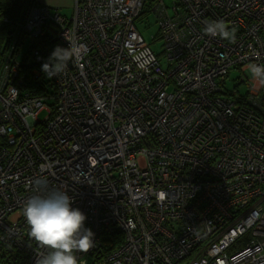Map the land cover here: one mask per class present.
Masks as SVG:
<instances>
[{
  "label": "built area",
  "instance_id": "built-area-1",
  "mask_svg": "<svg viewBox=\"0 0 264 264\" xmlns=\"http://www.w3.org/2000/svg\"><path fill=\"white\" fill-rule=\"evenodd\" d=\"M148 1L75 0L70 23L46 5L30 11L33 39L54 21L58 46H83L53 77L54 109L22 96L12 83L22 60L4 59L0 252L18 253L9 264L47 251L22 214L41 177L67 190L95 233L79 264H264V84L248 75L264 64V0H180L185 14L173 18L155 2L168 67L136 26ZM221 20L234 41L204 32ZM235 68L247 92L232 100L218 79Z\"/></svg>",
  "mask_w": 264,
  "mask_h": 264
},
{
  "label": "clouds",
  "instance_id": "clouds-1",
  "mask_svg": "<svg viewBox=\"0 0 264 264\" xmlns=\"http://www.w3.org/2000/svg\"><path fill=\"white\" fill-rule=\"evenodd\" d=\"M204 32L209 36L235 40L234 29H229L222 20L207 23ZM82 47L75 43L67 48L56 46L41 70L48 78L63 73L70 60L79 62ZM150 62L139 61L138 66L147 70ZM248 71L253 80L264 84V64H250ZM72 204L73 198L67 190L50 187L49 181L42 177L34 181V194L25 201L22 214L29 227V237L42 249H47L37 255L35 264H79L77 253H87L95 247V233L85 226L86 214L73 208Z\"/></svg>",
  "mask_w": 264,
  "mask_h": 264
},
{
  "label": "trees",
  "instance_id": "trees-1",
  "mask_svg": "<svg viewBox=\"0 0 264 264\" xmlns=\"http://www.w3.org/2000/svg\"><path fill=\"white\" fill-rule=\"evenodd\" d=\"M155 2L159 4V6L163 4L168 15L172 16V18L176 12L185 14V6L182 5L180 0L172 1L173 6H176V11L172 6L173 12H171V6L167 4L166 0H149L145 3L140 15L147 12H154L152 8ZM40 6H45L43 0H0V69L5 58L18 54L22 63L18 76L12 83L18 86L22 96L38 95L46 97V102L54 109L57 103L58 85L53 77L48 78L41 68L42 64L47 61V58L50 57L53 50L58 46V25L54 21L46 23L38 39H33L31 32L27 29L30 11L33 8ZM56 12L58 11H55L54 13ZM73 15L74 11L72 13V16ZM140 15L137 17L136 22L141 18ZM70 20L71 18H67L66 16L67 23H70ZM157 21L159 23L158 18ZM159 37L163 38L161 28L159 30ZM163 41V56L166 58V63L163 66L168 67L164 38ZM24 46H26V49L21 51V48ZM37 48L42 49L44 54V60L40 62H35L33 60V52ZM153 51L161 62L156 51ZM34 68L38 69L41 73H34ZM220 80L222 79H218V83L220 82L221 86L220 89L223 91V94L228 95V98L232 100L236 99V96L234 95L235 92H247H243L239 89V85L242 83L239 79L232 80L230 77H225V80ZM105 237L106 236L104 235L102 240L105 239ZM117 239L120 241L122 235H119ZM114 243V240L111 241L107 247L110 248V246H114ZM17 255L18 253L16 252L7 253V249H2L0 252V264H9V262L17 258ZM97 256L93 258H96ZM92 261L94 260L92 259L91 262Z\"/></svg>",
  "mask_w": 264,
  "mask_h": 264
},
{
  "label": "rangeland",
  "instance_id": "rangeland-1",
  "mask_svg": "<svg viewBox=\"0 0 264 264\" xmlns=\"http://www.w3.org/2000/svg\"><path fill=\"white\" fill-rule=\"evenodd\" d=\"M58 1H61V3L59 5L53 6L52 9L50 6L46 5L47 7H49L50 13H54L55 11H58V13L61 14L62 16H64V17L67 16V18H72L73 17L72 13L74 11V7L72 4H70V1L69 0H58ZM172 1L173 0H166L167 4L169 6H171V12H173V9H172L173 2ZM71 3H73L72 0H71ZM140 16H141V18L136 22V26H137L138 30L144 35L146 41L151 45L153 50L156 51V53L158 54V56L161 60L162 65H165L166 58H165V56H163V49H162L164 41H163V38L159 37L160 26H159V23L157 21V13L156 12H147V13L141 14ZM25 49H26V46L22 47L21 51H24ZM188 58H184L181 61V63L184 65L183 66L184 69L187 68V65L189 63ZM204 60H206V59H204ZM248 75H250L249 72H248ZM239 76H240V72L237 69H233L230 73V78L232 80L233 79L236 80ZM239 89L243 92L246 91L247 90L246 83L245 82L240 83ZM46 115H47V111H43L42 113H40V118H45ZM204 193H205V195L210 196V195H212V190L207 189ZM245 237H246V235H245ZM14 249H16V247ZM19 251L21 252L20 249H19Z\"/></svg>",
  "mask_w": 264,
  "mask_h": 264
},
{
  "label": "crops",
  "instance_id": "crops-1",
  "mask_svg": "<svg viewBox=\"0 0 264 264\" xmlns=\"http://www.w3.org/2000/svg\"><path fill=\"white\" fill-rule=\"evenodd\" d=\"M69 1H70V4H72L73 7H74L75 0H72L73 3H71V0H69ZM43 2H44L45 5H48V6H50L51 8H52L53 6H55V5H59V4L61 3V1H58V0H43Z\"/></svg>",
  "mask_w": 264,
  "mask_h": 264
},
{
  "label": "flooded vegetation",
  "instance_id": "flooded-vegetation-1",
  "mask_svg": "<svg viewBox=\"0 0 264 264\" xmlns=\"http://www.w3.org/2000/svg\"><path fill=\"white\" fill-rule=\"evenodd\" d=\"M232 71V70H231ZM231 71L229 72V77H230V73H231Z\"/></svg>",
  "mask_w": 264,
  "mask_h": 264
}]
</instances>
